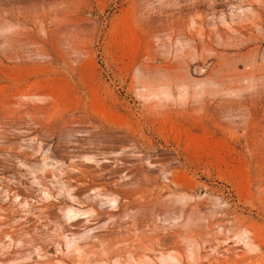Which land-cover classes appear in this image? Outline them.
<instances>
[{"label":"rangeland","instance_id":"obj_1","mask_svg":"<svg viewBox=\"0 0 264 264\" xmlns=\"http://www.w3.org/2000/svg\"><path fill=\"white\" fill-rule=\"evenodd\" d=\"M0 264H264V0H0Z\"/></svg>","mask_w":264,"mask_h":264}]
</instances>
